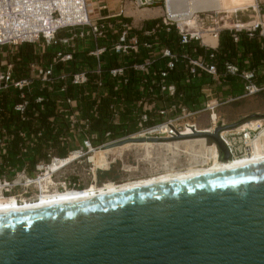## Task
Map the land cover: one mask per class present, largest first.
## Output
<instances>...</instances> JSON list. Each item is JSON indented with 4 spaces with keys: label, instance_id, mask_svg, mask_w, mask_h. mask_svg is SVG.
Here are the masks:
<instances>
[{
    "label": "built area",
    "instance_id": "obj_1",
    "mask_svg": "<svg viewBox=\"0 0 264 264\" xmlns=\"http://www.w3.org/2000/svg\"><path fill=\"white\" fill-rule=\"evenodd\" d=\"M185 1L118 0L117 10L108 17L112 21L98 24L90 20L87 0H0V49L38 43L43 44L45 48L60 46L49 62L29 64L28 69L19 77L13 75V61L6 63V67L0 69V94L10 89L17 91L20 102L14 104L13 112L18 115L21 122H26L29 97L35 86L41 91L46 90L48 96H51L55 92L66 93L70 84L75 90V96L57 100L54 113L57 116L63 115L68 120V131L65 133L69 151L67 158L75 153L74 162L85 158L94 150L117 146L124 141L173 140L178 136H190L205 131L206 129L197 128L193 118L202 113H207L212 132L217 127L221 128L218 136L227 150L229 160L250 155L253 151L264 152V118L229 128L230 126L220 121V118L217 119V116L212 117L219 106L217 100L213 98V85L221 83L225 86L223 90H226L229 88L228 79L236 78L242 82L243 92L239 96L230 93L229 100L248 97L264 90V87H259L255 83L256 71H241L236 64L226 62L223 71L218 73L215 63L217 49L206 44L203 38L208 36L216 42L219 40L222 29L214 27L206 29L210 25H217L216 13L199 11L193 16L194 27L189 30L187 29L189 25L181 24L178 18L182 13L181 5ZM254 1L253 10L264 13V0ZM159 5L162 7L161 17L140 31L128 20L126 14L128 7L147 9ZM105 7L103 0V10ZM258 29L259 36L264 37L261 23H255L248 29H243L242 24H237L234 28L226 30L235 32L244 30L252 37ZM63 30L76 33L66 38L59 37ZM79 39H91L96 43L103 40V46L96 47L88 55L94 58L93 67L73 71V66L81 61L75 58L73 44ZM232 39L237 43L239 37L234 33ZM192 43L204 49V54H189L186 47ZM154 49H157L155 51L157 57H151ZM158 61L163 64V70L159 71L158 77L151 73L149 75L148 71ZM179 65L185 66L191 78L198 73H204L212 81V85L203 86L201 89L205 100L199 109L191 110L176 101V86L167 83L170 72ZM29 69L35 72L34 77L29 74ZM130 72L138 75L139 96L133 102L127 101L121 92V88L129 84ZM105 75L114 82L112 93H109L104 83ZM90 76H94V81L92 89H87L85 86ZM57 85L60 86L56 87ZM151 85L157 87L158 95L150 93ZM83 87L84 89L78 91ZM49 98L51 97L46 99L45 96L38 95L34 97V103L41 105L48 102ZM178 99H181V95ZM86 103L90 105L93 117H98V110L103 104L109 123L118 126L126 119V122L129 121L128 130L132 132L115 139L110 138V131L103 133L102 137L97 132H92L91 117L84 114L83 110ZM19 136L25 138V133L20 132ZM39 136L40 132L37 136H30L26 144L36 142ZM77 137L79 138L76 139ZM213 145L217 159H222L219 149L214 143ZM47 158L49 164L59 160L52 156L51 152ZM87 160L89 161V157ZM49 164L39 162L36 168L40 166L45 168ZM24 172V170L14 172V176L26 177ZM0 181L3 188L10 187V182L6 178L3 177ZM68 185L70 187V183ZM71 188L74 189V186Z\"/></svg>",
    "mask_w": 264,
    "mask_h": 264
},
{
    "label": "water",
    "instance_id": "obj_2",
    "mask_svg": "<svg viewBox=\"0 0 264 264\" xmlns=\"http://www.w3.org/2000/svg\"><path fill=\"white\" fill-rule=\"evenodd\" d=\"M0 264H264V164L0 216Z\"/></svg>",
    "mask_w": 264,
    "mask_h": 264
},
{
    "label": "trees",
    "instance_id": "obj_3",
    "mask_svg": "<svg viewBox=\"0 0 264 264\" xmlns=\"http://www.w3.org/2000/svg\"><path fill=\"white\" fill-rule=\"evenodd\" d=\"M237 34L239 40L237 43L233 42L232 34ZM168 44V41L166 42ZM34 45L26 44L19 46L18 57L13 58L14 74L20 76L22 72L28 69L29 64H45L49 62L56 51V46L47 47L43 53L34 52ZM25 47V48H24ZM189 54L203 55L204 49L200 48L198 44L192 43L186 47ZM90 58V57H89ZM89 58L87 62H89ZM234 63L239 67V70H262L258 75L256 84L259 87H264V41L259 37V29L253 33L252 37L244 30L240 32L224 30L219 34V45L216 51L215 63L217 65L218 73L223 71L224 63ZM163 64L158 61L148 71L158 77L159 71L163 70ZM73 71L78 70L77 65L72 68ZM129 84L121 88L122 94L127 101H136L139 96L138 91V75L135 72L129 73ZM94 81V76H90L88 84L85 88L90 89ZM104 83L109 90L113 91L114 82L108 75L104 76ZM167 83H173L176 86V101L186 105L189 109H199L204 102V96L201 93L203 86L212 85L209 76L204 73L191 78L184 65L176 66L170 72L167 78ZM60 85H57L58 87ZM231 94L234 96L240 95V86L233 81H229ZM151 92L158 95V89L154 85L150 86ZM83 88L78 89L81 91ZM92 89V88H91ZM56 90V89H55ZM150 90V89H148ZM148 90H146L148 92ZM42 95L48 102L41 105L34 103V97ZM181 95V99L178 96ZM75 90L68 84L67 91L64 94L54 93L51 96L47 94L46 90H40L37 86L29 97V106L26 111L28 120L21 122L18 115L13 112L14 104L20 102L17 91L10 89L7 92L0 94V179L6 178L10 181L14 176V172L24 170L27 177H31L39 162L49 164L47 155L51 152L52 156L59 159H66L68 156V139L65 133L68 131V120L63 115L57 116L55 109L57 100L65 99L67 97H74ZM105 102V101H104ZM105 105V103H104ZM98 110V117H93L91 114V107L88 103L84 104V114H89L91 117V131L97 132L101 137L103 133L110 131L112 139L120 137L125 133H131L128 130L129 121L123 119L118 126L109 123L108 116L105 112L103 104ZM25 133V138H21L19 133ZM37 137L36 142L26 144L30 136ZM99 137L100 139H102ZM50 165V164H49Z\"/></svg>",
    "mask_w": 264,
    "mask_h": 264
},
{
    "label": "rangeland",
    "instance_id": "obj_4",
    "mask_svg": "<svg viewBox=\"0 0 264 264\" xmlns=\"http://www.w3.org/2000/svg\"><path fill=\"white\" fill-rule=\"evenodd\" d=\"M218 1L219 10L208 11L207 13L214 14L217 16V25H210L207 28H220L223 31L230 27L242 24L243 22L252 23H264V13L253 10L255 7V1L245 7H241L236 12L233 9L236 7L238 0H216ZM215 1V2H216ZM217 3V2H216ZM89 9V8H88ZM161 6H154L153 8H147V12H136L134 17V23H138L141 19L152 18L160 13ZM142 10V9H135ZM229 11V12H228ZM90 17V13H89ZM159 19V18H158ZM156 20H149L140 23L135 26L136 30L140 31L145 26H149ZM91 20V18H90ZM130 21V18H128ZM189 20H193L192 18ZM92 21V20H91ZM131 23V21H130ZM252 24V25H254ZM192 25V24H191ZM188 26L187 29H191L194 26ZM251 25V26H252ZM250 26V27H251ZM246 26H243L245 29ZM76 31L69 32L63 30L59 33V37L66 38L70 34H74ZM67 34H69L67 36ZM208 37H203L204 39ZM85 39H79L77 41L82 42L80 45L86 44ZM205 41L209 42L208 39ZM74 46L78 43L73 42ZM24 46V45H23ZM34 52L43 53L46 49L41 43L34 45ZM25 48V47H24ZM154 49L151 57H157ZM18 47H4L0 49V69H4L6 63H12L10 60L16 56L18 57ZM145 54V53H143ZM150 57V55H148ZM103 59V58H102ZM29 74L34 77L35 72L29 69ZM229 81H233L231 78ZM214 83V82H213ZM227 83V84H228ZM229 85V84H228ZM225 86L221 83H215L213 85V98L217 100L219 106L217 107L215 114L217 119L223 121L229 128H235L242 124L248 123L249 121L259 120L264 118V90L244 98H240L235 101H230L231 91L228 89L223 90ZM239 96V95H238ZM194 121L199 129L209 128V120L207 113L194 116ZM190 120H193L190 118ZM77 137L76 139H78ZM204 140L207 146H213V142L206 138L196 137L190 139L181 140H163V141H144L135 140L128 141L123 145L115 146L113 148H99L91 152L88 156L78 161L73 159L72 162L60 169L58 173L51 174L52 184H47L48 190L63 191L65 188L73 189H84L94 186H100L105 182L122 183L126 181H132L139 178H146L159 174H164L172 171H183L195 167L202 166L206 163V154L204 147L199 141L191 142V144L181 143L185 140ZM152 144L150 147L141 146L139 144ZM170 143L174 145V149L171 150L162 144ZM177 143V145H176ZM132 144L131 146H126ZM126 146V147H125ZM105 152V163H98L99 152ZM89 157V161L87 160ZM221 162H225L222 159H218ZM228 161V160H227ZM51 165V164H50ZM49 166V165H48ZM47 167L40 166L36 168L31 177L24 176H13L10 182V187L3 188L2 181H0V196L5 198L14 197L17 201L23 200H34L40 193V186L34 182L39 177L45 174ZM28 180V181H27ZM44 183V182H42ZM70 183V187L69 184ZM74 184V185H73ZM45 190V188H44Z\"/></svg>",
    "mask_w": 264,
    "mask_h": 264
},
{
    "label": "bare ground",
    "instance_id": "obj_5",
    "mask_svg": "<svg viewBox=\"0 0 264 264\" xmlns=\"http://www.w3.org/2000/svg\"><path fill=\"white\" fill-rule=\"evenodd\" d=\"M187 1H188L187 3L188 5L186 7L185 14L190 15V13L194 12L192 5H191L192 1L194 5L195 3H197L198 1L200 2L201 0H187ZM253 2L254 0H238L236 7L233 9L231 13L237 11V9L241 7L249 6ZM194 15L196 16L195 13L190 15V18L193 19ZM178 18L182 22L181 24L189 25V26L191 25L190 21L184 22V20L181 19L180 15ZM193 24L194 22L192 23V26ZM215 116L216 115L214 114L212 117H215ZM202 132L211 133L212 130L210 128H206V130ZM144 141H147V140H144ZM197 141H199L201 145L204 147V151L206 154V157H205L206 163L205 165H202V166H195V167L188 168L186 170L183 169V171H177V172L172 171V172H167L164 174H159V175L150 176L146 178H139L136 180L132 179V181H126L122 183L105 182L101 184L100 186H94V187L84 188V189L65 188L63 191L48 190L47 184L53 185V182L51 180V174L58 173L61 168L67 167V165H69V163L72 162L73 159H75V153H74L66 159H59L58 161H55L51 165L47 166L46 171H44L45 174L39 177V179H37L36 181L34 182L29 181L30 183L38 184L41 188L40 193L36 196L34 200H29V201L23 200L19 202L14 197L5 198L3 196H0V216L20 213V212H25V211H34L35 209L39 210V209L69 205L73 203H80V202L87 201V200L101 199L104 197H109V196L117 195V194L128 192V191L146 189L150 187H158V186H162L165 184H170V183H175V182H180V181H185V180H190V179H196V178H201V177L220 174V173H226V172H229L230 170L233 171L235 169L248 168V167H253V166L264 164V152L253 151L252 153H250V155H247L241 158H235V159L228 160L225 162H221L217 159V153H216L215 146L214 145L210 147L207 146L203 139L202 140H185L181 143L191 144V142H197ZM131 145L128 144L126 146L129 147ZM139 145L150 147L152 144L146 143V144H139ZM162 145H164L165 147L171 150H177V148L174 149L173 148L174 145L170 143H167V144L164 143ZM98 155H99L98 163H105L106 161L105 152L104 151L99 152Z\"/></svg>",
    "mask_w": 264,
    "mask_h": 264
},
{
    "label": "crops",
    "instance_id": "obj_6",
    "mask_svg": "<svg viewBox=\"0 0 264 264\" xmlns=\"http://www.w3.org/2000/svg\"><path fill=\"white\" fill-rule=\"evenodd\" d=\"M211 1L210 0H201L200 2L198 1L194 5H193V1H192L191 5H192V8H193L194 12L190 13V15H192L194 13L196 14L199 11H209V10L210 11H213V10L215 11V10H219L220 6H218V1L215 0L217 3L214 0L212 2ZM87 3H88L90 18H91L92 22L93 23H98V24H103V22L112 21V20H109L108 17H110L112 15V13L114 11H116L117 8H118V0H105V6H106L105 8L106 9H104V10L102 8L103 7V0L102 1L87 0ZM187 3H188V1L186 0L181 5L182 13L180 14V17H181V19L184 20V22L190 21L191 24H192L193 20H189V19H191L190 15H186L185 14V10H186V7L188 5ZM238 10H240V9H237V11ZM139 11L140 12H147V9L135 10L132 7H128L127 10H126L127 17L130 18L131 24L133 25L134 28H136L135 26H138L142 22H146V21H149V20H156V19L160 18L161 14H162V7L160 9V13L157 16H154L152 18H144V19H141L140 22L134 23V17L133 16H135V13L139 12ZM252 24H254V23H252V22H243L242 23L243 26H246L245 29H248ZM261 26H262V31L264 33V23H261ZM232 28H234V26L230 27L229 29H232ZM68 35L69 34H67V36ZM206 39H208L209 42L205 41ZM262 39L264 41V37H262ZM76 42L78 44L76 46H74L75 58L78 59V60H81L77 64L78 70H82L83 68L93 67L94 58L93 57L89 58L88 55H89V53L93 52L96 49V47H102L103 46V40H100L98 43H96L94 41H91V39H86V40H84V42H86L85 46L79 44V43H82V42H79V41H76ZM204 42L206 44H208V45H211L212 47H215L216 49L218 48V45H219V40L216 42L214 39H212L210 37H206L204 39ZM59 49H60V46H56V51L59 50ZM88 58H89V62H87ZM102 58H103V56H102ZM260 73H262L261 69L256 71L255 83H256L258 75ZM231 79L233 80V82H235L236 84H238L240 86V95H241L242 92H243L242 82L239 81L236 78H231ZM230 89L231 88L229 87V90Z\"/></svg>",
    "mask_w": 264,
    "mask_h": 264
}]
</instances>
